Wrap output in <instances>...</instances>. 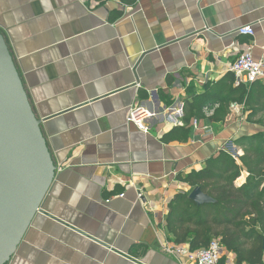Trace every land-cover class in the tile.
I'll use <instances>...</instances> for the list:
<instances>
[{
	"label": "crops",
	"instance_id": "obj_1",
	"mask_svg": "<svg viewBox=\"0 0 264 264\" xmlns=\"http://www.w3.org/2000/svg\"><path fill=\"white\" fill-rule=\"evenodd\" d=\"M0 31L62 168L8 264H188L163 248L181 176L264 127L233 103L225 121L192 119L188 140L167 135L242 51L264 58V0H0ZM134 104L154 112L148 132Z\"/></svg>",
	"mask_w": 264,
	"mask_h": 264
},
{
	"label": "trees",
	"instance_id": "obj_2",
	"mask_svg": "<svg viewBox=\"0 0 264 264\" xmlns=\"http://www.w3.org/2000/svg\"><path fill=\"white\" fill-rule=\"evenodd\" d=\"M233 103L244 105L248 119L264 127V117H260L264 114V84H235V75L230 72L217 83L207 84L203 93L185 100L186 124L175 127L167 137L179 133L178 139L188 140L192 119L206 117L213 108L209 118L225 121ZM234 143L244 150L238 159L221 150L202 170L181 176L191 189L177 194L170 202L167 231L175 243L187 244L192 251L220 238L225 250L236 254L238 264H264V131L242 136ZM244 170L249 172L247 181L236 186L235 181ZM198 186L217 202L199 205L191 200L189 194Z\"/></svg>",
	"mask_w": 264,
	"mask_h": 264
},
{
	"label": "water",
	"instance_id": "obj_3",
	"mask_svg": "<svg viewBox=\"0 0 264 264\" xmlns=\"http://www.w3.org/2000/svg\"><path fill=\"white\" fill-rule=\"evenodd\" d=\"M41 124L0 31V264L9 263L43 211L57 174ZM189 198L199 205L217 202L200 186Z\"/></svg>",
	"mask_w": 264,
	"mask_h": 264
},
{
	"label": "built area",
	"instance_id": "obj_4",
	"mask_svg": "<svg viewBox=\"0 0 264 264\" xmlns=\"http://www.w3.org/2000/svg\"><path fill=\"white\" fill-rule=\"evenodd\" d=\"M237 32L241 35H254L255 30L252 25H245L239 27ZM230 71L235 75L236 84L251 85L257 81L264 80V58L260 60L255 59L252 53V45H250L245 51H242L231 64ZM167 111L172 112L171 108H168ZM174 114H183V107L177 109ZM207 114L211 115L213 112L208 111ZM153 115L154 112H151L146 107L140 104H134L128 109L127 120L135 124L139 129L148 132L149 126L147 120ZM170 117H172V115H170ZM174 121L176 124L181 123L178 119ZM223 150L229 152L237 159L241 156L239 148L232 140H229V142L225 144ZM58 169L62 170V168ZM121 196H123V194H121ZM141 197L142 194L139 195V199H141ZM163 248L165 251L172 254H186L188 257V264H238L236 260L228 258L227 256L225 257L226 250L220 238L212 239L207 247L199 250L192 251L187 244L171 243L170 241H166L163 244ZM242 264L249 263L244 262Z\"/></svg>",
	"mask_w": 264,
	"mask_h": 264
},
{
	"label": "rangeland",
	"instance_id": "obj_5",
	"mask_svg": "<svg viewBox=\"0 0 264 264\" xmlns=\"http://www.w3.org/2000/svg\"><path fill=\"white\" fill-rule=\"evenodd\" d=\"M263 117H264V115H263Z\"/></svg>",
	"mask_w": 264,
	"mask_h": 264
}]
</instances>
